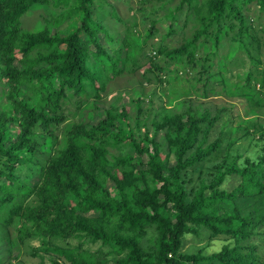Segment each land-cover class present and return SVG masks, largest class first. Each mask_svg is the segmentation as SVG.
I'll return each mask as SVG.
<instances>
[{
	"label": "trees",
	"instance_id": "obj_1",
	"mask_svg": "<svg viewBox=\"0 0 264 264\" xmlns=\"http://www.w3.org/2000/svg\"><path fill=\"white\" fill-rule=\"evenodd\" d=\"M160 1L138 0L140 32L108 0H0V239L9 243L0 264L22 248L39 257L34 264H108L111 254L116 264H264L251 240L264 235V0H181L176 9L188 2L200 25L176 46L164 42L176 17H160ZM101 8L125 24L124 35L109 31ZM36 10L48 16L29 30L22 18ZM154 37L156 54L145 49ZM141 57L157 82L186 78L204 96L219 82L246 97L252 114L230 125L226 104L213 113L150 99L151 123L148 115L133 122L127 104L114 102L100 116L96 78L134 70ZM166 127L174 131L160 158L156 135ZM244 139L258 153L236 147ZM204 230L225 239L220 250L183 249Z\"/></svg>",
	"mask_w": 264,
	"mask_h": 264
},
{
	"label": "rangeland",
	"instance_id": "obj_2",
	"mask_svg": "<svg viewBox=\"0 0 264 264\" xmlns=\"http://www.w3.org/2000/svg\"><path fill=\"white\" fill-rule=\"evenodd\" d=\"M110 3H116L120 15L125 18L126 20H132L135 18L136 22H138V31H144V21L143 14L141 11L136 10L138 5V0H108ZM161 3L166 5L165 7H161L159 10L160 17H163L166 13H174V17H176V22L173 24L177 31L172 33L165 39V43L169 44L170 46H176L181 41L183 35L190 34L194 32V29L200 25L198 21V14H195L196 9L192 7L191 4L188 2L183 3V7L181 9H176L181 0H161ZM159 3V2H158ZM98 6V1H95L94 8L96 9ZM105 7V6H104ZM104 15V23L109 28L111 33H119L121 36L124 35L125 32V24L122 21H116L114 15L112 14H105L103 12V8L99 9ZM190 12L191 14H185ZM75 14L74 16H76ZM95 17L97 16L94 14ZM163 15V16H162ZM48 15L43 12V10H36L32 14L23 16V26L29 30H38L41 28L45 23V17ZM74 16L64 20L61 22V28H63V32L67 30H71L73 27L71 26V18ZM135 16V17H134ZM190 19L188 24L181 23L185 20L186 17ZM103 18V17H102ZM162 19V18H161ZM263 20V19H262ZM43 22L40 24V22ZM183 26V29H180L179 24ZM158 27L161 32L167 31V24L165 19H162L161 22H158ZM136 28V27H134ZM105 33L102 31L99 33V41H105ZM81 37H85V33L81 32ZM151 43H148L145 47L146 51H152L153 54H156L152 43L157 41V37L150 39ZM264 45V44H263ZM95 49V45H93ZM93 49V50H94ZM261 56L263 59V63L259 65L260 68H264V46L261 52ZM148 62L146 61L145 57L139 58V63L137 67H134V70L129 69V67L124 68V71L120 75H113L110 73V77L102 76V78H96V84L99 86L101 98L99 99V106H100V116H103L104 112L102 108H108L111 103L117 104L118 108L125 104H127V108L131 113L134 115L135 122L138 118H144L145 116H149V123H151L152 118L154 117V113L156 110H152L150 108V99H154L155 103L158 105L166 104L167 106H174L175 103L179 102V99H183L186 101V105L184 106V110L188 111V107L191 105L193 109H206L210 108L214 113L218 107L226 104L229 107L228 112L225 115L230 116L233 119V122L230 125H234L237 120L244 121L247 119L251 114L250 104L246 97H241L238 95H229L223 91V85L218 82L216 85L218 92H209L207 96L198 95L191 89L190 82L186 78H182L179 81H161L157 82L153 77L148 69ZM238 70L242 69V67H237ZM114 76L113 78H111ZM166 77V75H164ZM236 79V77H234ZM233 78V79H234ZM105 86V87H104ZM104 87V88H103ZM184 89L188 92L183 93ZM177 92L182 93L180 97H176ZM135 97H140L142 100L141 104H137L136 102L132 101L131 99ZM71 109H74V105H70ZM175 109V107H173ZM152 110V111H151ZM261 110H264V105L261 107ZM99 116V114H98ZM97 116V117H98ZM95 117L96 119H98ZM262 122L264 124V113L262 114ZM224 119V118H223ZM223 119L221 121H223ZM218 129V128H217ZM216 129V130H217ZM154 127L151 125V136L153 134ZM144 131V129H143ZM174 130L170 127L164 128L161 132L156 135L157 140L160 143L161 153L160 158H164L168 151L169 146L167 144L168 136ZM214 133V132H213ZM259 144L256 142L250 143L248 139H244L240 141L236 147L242 149V152L247 155L256 154L258 153ZM115 148V147H113ZM115 151L119 150V147L114 149ZM175 155L171 154V159L174 161ZM245 156V155H244ZM221 155H216L215 158H219ZM205 166H200L195 170V172H199L204 170ZM35 169V168H34ZM37 174V171L34 172ZM35 179L37 178L34 176ZM110 186L116 191L115 185L113 182L110 183ZM264 209V206H263ZM261 231H264V226L260 228ZM12 235L15 234L16 228L15 226L11 227ZM212 239V240H211ZM253 243H257L260 245V251L264 252V235H254L251 238ZM225 239L223 237H214L209 238L208 232L204 230L201 235L191 234L189 235L184 243L183 249L187 252L197 251L201 249L204 253L210 254L214 251L220 250L222 244L224 243ZM13 246L16 245V241H13ZM86 246L89 247L91 250H96L100 247V242L90 243L87 242ZM9 243L5 240L0 239V256L5 257L8 260L7 256L9 254ZM107 247H104L106 249ZM26 258V264H34L39 260V257H33L28 255L24 252V248L19 250H14L13 256H11V261L13 264L16 262H20L21 258ZM8 261L4 262L7 264ZM108 264H116L115 256L111 254L109 256Z\"/></svg>",
	"mask_w": 264,
	"mask_h": 264
}]
</instances>
